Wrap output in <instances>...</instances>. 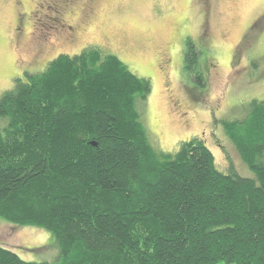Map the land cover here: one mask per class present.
<instances>
[{
  "label": "trees",
  "instance_id": "trees-1",
  "mask_svg": "<svg viewBox=\"0 0 264 264\" xmlns=\"http://www.w3.org/2000/svg\"><path fill=\"white\" fill-rule=\"evenodd\" d=\"M150 91L89 45L0 94V219L46 230L58 248L33 262L0 245V264H264V101L222 122L244 177L218 169L201 139L157 151L136 107Z\"/></svg>",
  "mask_w": 264,
  "mask_h": 264
},
{
  "label": "rangeland",
  "instance_id": "rangeland-1",
  "mask_svg": "<svg viewBox=\"0 0 264 264\" xmlns=\"http://www.w3.org/2000/svg\"><path fill=\"white\" fill-rule=\"evenodd\" d=\"M91 2L86 14L85 0H0V94L26 70L41 71L59 54L96 45L149 80L151 91L136 107L157 151L175 152L182 142L201 139L218 169L253 177L222 122H243L250 100L264 101V26L256 19L264 0ZM18 12L23 37L14 35ZM204 20L208 44L200 38ZM187 38L197 53L191 71L185 69ZM195 70L202 71V85ZM5 123L1 118L0 128ZM0 245L33 262H51L58 251L50 232L2 219Z\"/></svg>",
  "mask_w": 264,
  "mask_h": 264
},
{
  "label": "flooded vegetation",
  "instance_id": "flooded-vegetation-1",
  "mask_svg": "<svg viewBox=\"0 0 264 264\" xmlns=\"http://www.w3.org/2000/svg\"><path fill=\"white\" fill-rule=\"evenodd\" d=\"M85 2H87L85 13L88 14V13H90V10L92 11L93 4H92L91 0H85ZM204 2H206V0H204ZM207 2H208V0H207ZM256 19L261 20L259 26L263 27L264 26V13L261 14V16L257 17ZM255 23H256V21H255ZM21 24H22V14H20L18 12V13H16V17H15V27H14V30H15L14 35H15V37L16 36L20 37V35L22 37L24 36V33L21 32V30H22L21 26H20ZM66 26H67L68 30H70L71 33H72L73 32L72 26L69 25V24H66ZM77 29L78 28H76L75 30H77ZM201 29L203 30V34L200 36V38L205 40L206 43L208 44L209 43L208 24H206L205 20L203 21V26H201ZM254 29H256V28H253V29L250 28L249 31H252ZM20 32H21V34H20ZM31 38H32V40L30 42H33L34 38L31 36V33H30V36L28 37V40L31 39ZM69 39L71 40V38H69ZM27 71H29V70H26L25 72H27Z\"/></svg>",
  "mask_w": 264,
  "mask_h": 264
}]
</instances>
